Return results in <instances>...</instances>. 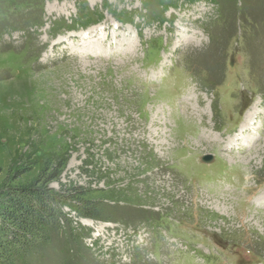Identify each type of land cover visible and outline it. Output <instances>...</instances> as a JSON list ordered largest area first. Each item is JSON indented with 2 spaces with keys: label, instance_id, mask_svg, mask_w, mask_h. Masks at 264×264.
Here are the masks:
<instances>
[{
  "label": "rangeland",
  "instance_id": "1",
  "mask_svg": "<svg viewBox=\"0 0 264 264\" xmlns=\"http://www.w3.org/2000/svg\"><path fill=\"white\" fill-rule=\"evenodd\" d=\"M33 185L17 264H264V0H0V193Z\"/></svg>",
  "mask_w": 264,
  "mask_h": 264
},
{
  "label": "trees",
  "instance_id": "2",
  "mask_svg": "<svg viewBox=\"0 0 264 264\" xmlns=\"http://www.w3.org/2000/svg\"><path fill=\"white\" fill-rule=\"evenodd\" d=\"M123 23H130L126 14ZM53 179V178H52ZM52 179L47 181L49 183ZM79 191H68L65 201L76 200L82 205ZM62 200L51 195L46 188L15 187L0 193V264H17L26 257H34L36 251L49 242V233L57 228L54 201ZM87 206L78 207L85 218H96Z\"/></svg>",
  "mask_w": 264,
  "mask_h": 264
},
{
  "label": "bare ground",
  "instance_id": "3",
  "mask_svg": "<svg viewBox=\"0 0 264 264\" xmlns=\"http://www.w3.org/2000/svg\"><path fill=\"white\" fill-rule=\"evenodd\" d=\"M132 26V25H131ZM92 35H91V38H90V40L88 39V38H84L86 41H89L90 42V46H93V45H98V44H100L99 42H97V41H95V38H97L98 37V35H99V31H97V30H92ZM80 38H82V37H80ZM91 40H94L93 42H91ZM83 42V43H87V42ZM123 45V44H122ZM111 46V45H110ZM253 111H255V110H253ZM253 111H251V112H253ZM251 112H249V113H251ZM248 113V114H249ZM205 115H206V111H205V113H204ZM247 114V115H248ZM247 115L245 116V118L247 117ZM244 121H245V119H244ZM242 122L241 123V125H240V130H236V134L235 135H237V134H241L240 135V139L238 140V138H237V140L238 141H243V140H248V138L247 137H245L246 135H245V132H247L248 130H249V124H248V120H246L245 122ZM250 123V122H249ZM253 123H255V122H253ZM241 131V132H240ZM253 132V131H252ZM234 134V133H233ZM232 134V135H233ZM249 134V133H248ZM235 135H233V136H229L230 138L228 139V141H226V142H228V148L229 149H235L236 147L234 146V141H231L230 139L232 138V137H234ZM258 138H259V136H258ZM251 139H253V138H251ZM251 139L249 140V142H247V143H245V145L244 146H246V148H245V150H244V152H245V154H244V156H246L250 151H252V150H254L255 149V147L256 146H253V143H251V144H249L250 142H251ZM224 141V140H223ZM194 143V142H193ZM194 144H196V143H194ZM237 144H238V142H236V146H237ZM249 144V145H248ZM225 144H223L222 146H224ZM252 145V146H251ZM248 146H251L250 148H248ZM223 148V147H222ZM222 153H224V155H226L227 154V151L225 150V149H222ZM229 154H233V155H235L236 157L238 156L235 152H233V153H228L227 155H229ZM226 157V156H225ZM237 158H239V157H237ZM252 205H253V203H251ZM250 204V205H251ZM258 204L259 205H261V201H258ZM251 208H254V207H251ZM90 223V222H89ZM87 225V224H86Z\"/></svg>",
  "mask_w": 264,
  "mask_h": 264
},
{
  "label": "water",
  "instance_id": "4",
  "mask_svg": "<svg viewBox=\"0 0 264 264\" xmlns=\"http://www.w3.org/2000/svg\"><path fill=\"white\" fill-rule=\"evenodd\" d=\"M214 160L213 156L212 155H206L203 157L202 161L205 163V164H210L212 163Z\"/></svg>",
  "mask_w": 264,
  "mask_h": 264
}]
</instances>
